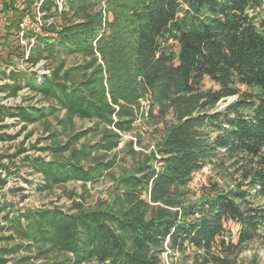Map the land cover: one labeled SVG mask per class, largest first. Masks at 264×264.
<instances>
[{"label":"trees","instance_id":"16d2710c","mask_svg":"<svg viewBox=\"0 0 264 264\" xmlns=\"http://www.w3.org/2000/svg\"><path fill=\"white\" fill-rule=\"evenodd\" d=\"M26 3L18 10L3 0L1 12L15 19L0 48L40 4L44 20L62 23L41 26L25 61L46 62L48 74L13 70V84L0 91L16 97L27 88L48 106L0 104V121L18 119L24 130L40 123L49 134L41 151L51 159L24 158L43 178L40 191L70 182L85 191L114 168L107 154L138 120L163 128L151 154L129 143L135 166L114 178L106 202L85 206L81 195L67 211L17 209L4 195L0 264H163L165 254L189 251L193 264H237L264 234V206L252 201L264 198V0H65L62 11L58 0ZM73 56L81 63L66 67ZM206 80L216 89H206ZM230 97L237 99L212 113ZM76 120L93 127L76 132ZM90 134L99 140L80 144ZM207 167L223 182L212 181L191 204L186 189ZM7 183L0 174V190Z\"/></svg>","mask_w":264,"mask_h":264},{"label":"rangeland","instance_id":"374dc122","mask_svg":"<svg viewBox=\"0 0 264 264\" xmlns=\"http://www.w3.org/2000/svg\"><path fill=\"white\" fill-rule=\"evenodd\" d=\"M7 2L12 1L14 6L18 10H23L28 7L26 0H6ZM59 2L65 0H58ZM3 0H0V12L3 10ZM39 5V4H38ZM13 11L9 13H0V34L5 36L6 27L15 19ZM44 14L38 13L37 4H33L30 12L26 14L23 20L27 18V25L23 29L20 25V31L11 37L6 46L0 48V89L6 85H11L13 82L7 78L13 70H18L28 75L33 72L37 73L39 77L43 76L45 71L46 62H41L37 66L32 67L26 63V59L22 58L21 51L17 52L16 47L24 45L20 42L19 35L24 30L30 32L34 36L41 33V26L45 23H55L60 25L62 20L60 17L54 19L44 20ZM31 38V37H30ZM25 44H28L25 40ZM25 50V48H24ZM81 58L77 56L66 58V67L77 66L81 63ZM4 73L6 75L4 76ZM205 88L216 89L209 80L205 81ZM237 97H230L222 100L212 113L225 110ZM0 104L8 107H47L48 104L40 97H36L31 94L27 88H24L18 93L16 97H9L8 93L0 91ZM144 106L147 103H143ZM52 120L53 127H56V122ZM167 121H171L172 117L168 116ZM24 124L20 123L18 119L6 117L3 121H0V166H6L13 172L8 175L7 171L1 169L0 174L2 178L7 180L5 188L0 190V202H3L4 195L9 202L17 204V209H42V208H61L64 211L70 210L73 201H81L80 196L84 195L85 200L83 201L85 206H94L99 201L106 202L109 200L112 187L114 186V178H119L125 174L130 173L134 166L135 161L133 156L130 155L131 148L130 142H133L132 149L136 152H144L145 154H151L155 151V145L160 139L161 130L163 124L152 125L145 124L144 121L138 120L134 124V131L132 133L123 135L122 141L119 147L107 154V161L116 159L114 168L99 182L96 184H89L87 189L84 191L81 183L70 182L62 187H56L52 191H40L39 187L43 184V178L40 174L34 173L24 160L25 157H41L47 160L51 159V156L41 149L46 148L50 145L48 140L49 134L45 132L43 126L40 123L34 125H28L27 129H23ZM93 124L87 121L76 120V132L87 131L92 128ZM31 134L27 138L28 134ZM9 136H16V139L9 140ZM3 137V138H2ZM62 143H65L68 138L66 135L60 136L59 139ZM99 140V137L90 134L86 138L80 141V144L90 143L94 144ZM141 142V145L138 143ZM26 150L25 153H19L20 150ZM217 180L223 182L218 175L212 170L211 167H207L202 171L198 172L193 176L192 182L187 187L188 191V202L193 204L197 203L203 193L204 187H208L212 181ZM73 193L74 197H70ZM252 194H255L254 191ZM24 197V201H23ZM252 201L256 206H264V198H254ZM0 215V225H4L2 217ZM229 228L233 235L236 234L238 227L230 224ZM6 233L4 236H8ZM13 245V242L9 244ZM7 246L6 242H1L0 247ZM24 253L12 256L14 260L21 258ZM55 254L49 256V260H54ZM61 258V256H58ZM163 264H193L191 251L185 256L176 255L170 257L164 255ZM46 260L41 259L37 261L38 264L45 263ZM9 264H14L11 261ZM237 264H264V234L261 239L257 242L250 243L246 246L245 250L240 253L237 257Z\"/></svg>","mask_w":264,"mask_h":264},{"label":"built area","instance_id":"2783aa9c","mask_svg":"<svg viewBox=\"0 0 264 264\" xmlns=\"http://www.w3.org/2000/svg\"><path fill=\"white\" fill-rule=\"evenodd\" d=\"M62 3H63V1H61V2H59L58 1V5H59V11H62ZM39 7H40V4L39 5H37V9H38V13H40V11H39ZM27 18L25 19V20H23V22H22V24H21V27L23 28V29H25V25H27ZM27 35V32H25L24 30L21 32V34L19 35V39H20V42L24 45L23 47L25 48V50H26V57H28V55H29V50H30V48L34 45V42H35V40H34V38H30V37H27L26 36ZM25 40H27V42H28V44H25ZM45 74H48V72H46ZM44 74V75H45ZM122 135V134H121ZM166 255H168V254H166Z\"/></svg>","mask_w":264,"mask_h":264}]
</instances>
